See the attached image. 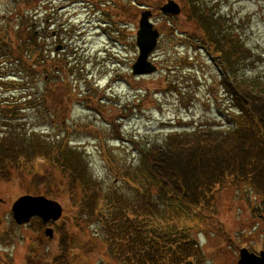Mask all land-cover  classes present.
<instances>
[{"label":"rangeland","instance_id":"1","mask_svg":"<svg viewBox=\"0 0 264 264\" xmlns=\"http://www.w3.org/2000/svg\"><path fill=\"white\" fill-rule=\"evenodd\" d=\"M131 1L0 0V39L10 50L13 29L25 26L30 65L24 71L6 65L2 54L0 79L16 77L21 83L0 84V104L20 107L31 97L20 114L25 118L17 122L25 138L24 159L1 167L11 175L0 178V264H136L138 256L126 255L127 248L143 249L146 264L151 259L236 264L242 248L264 252V182L256 183L248 168L240 176L232 165L237 173L211 186L190 211L176 198L157 197L138 153L173 131L228 126L236 107L228 76L264 80V0H204L259 58L251 65L239 63L234 74L213 46L201 41L183 7L172 17L159 10L167 0H144L139 6ZM144 10L152 12L159 33L148 57L156 71L134 75ZM34 41L43 44L39 51ZM3 124L0 120V131ZM63 151L71 154L69 169L84 190L61 186L59 171L49 172L47 162H56ZM180 158L200 170L199 153ZM187 166L183 174L191 181L194 171ZM36 173L39 190L31 182ZM213 194L215 203L209 200ZM24 195L57 201L60 218L17 225L10 208ZM46 228H52L51 238Z\"/></svg>","mask_w":264,"mask_h":264},{"label":"trees","instance_id":"2","mask_svg":"<svg viewBox=\"0 0 264 264\" xmlns=\"http://www.w3.org/2000/svg\"><path fill=\"white\" fill-rule=\"evenodd\" d=\"M131 3L139 6L144 4V0H132ZM180 6L186 10L191 19L193 18L196 27L194 29L200 33L201 41L213 46L220 55L219 57L223 59V66L227 71H232L234 74V69H237L239 63L246 62L251 65L258 61V56L254 58L252 49L243 42L239 32L231 31L227 27L228 20L214 12L215 7L206 4L204 0H180ZM127 10L126 7V10H120V13H125L124 11ZM30 24L31 29L36 27L32 22ZM13 32L16 34L15 38H8L13 42L10 50L4 46L5 41L0 39V57L3 54L6 57V59L3 58L6 65L18 66L24 71V67L30 66L27 65V53L24 50L27 37L26 28L24 26L20 30L19 28L13 29ZM6 33H9V30ZM36 34L34 36L37 38ZM31 35V38L34 37L32 33ZM33 45L38 51L43 47L42 43L37 45L35 41ZM44 57L40 56L41 62L46 63L45 65L51 64L49 59L47 61ZM228 78L231 81V98L236 105L235 109H232L233 114H231L228 126L224 128L205 127L202 131L199 129L173 131L158 146L138 151L139 163L148 172L152 188H156V195L159 199L176 198L188 210L192 211V206L199 203V199L208 193L211 186L223 185L233 177L231 172L236 170L232 169V165L237 166L240 176L243 175V169L248 168L249 174L253 175V180L256 183L264 182V80L251 77L243 78L239 75L228 76ZM8 81L21 83V80L15 77L14 81L10 78L0 79V84L6 85L5 82ZM30 102L31 97L27 95L23 98V104L20 107L16 103L0 104V120L4 123L0 131V178L6 179L11 175L7 169L1 168L6 163L17 161L19 164L21 159H24L23 139L25 138L24 134L17 131L21 128L17 122L25 118L20 114L25 113ZM43 147L45 146H42V149ZM63 152H59L57 155L59 159H56V162L55 160L47 162L51 168L49 172L52 169L59 171L62 176L61 186L84 190V187L77 184L78 181L73 175V170L69 169L68 161H70L71 154L68 151ZM185 153L200 154L202 158L199 159L200 170L195 166V163L190 161L186 163L184 159L180 158V155ZM228 157H233V159L235 157L238 161L231 163ZM40 158L42 162L46 161L45 158ZM186 165H189L187 168L190 167L194 171V175L189 176L191 181L187 180V174H183ZM200 172L202 173L200 174ZM48 176L50 177V175ZM38 177L37 174L36 182L34 176L33 180L31 179V182L34 183L33 188L36 190H39ZM40 179L44 181L47 180V177ZM52 182L53 177H51ZM52 187L57 188L54 184ZM217 199V194H213L209 200L211 203H215ZM130 253L138 256L136 264H146V261L140 257L144 254L143 249L127 248L126 255ZM151 264H157V259H151Z\"/></svg>","mask_w":264,"mask_h":264},{"label":"water","instance_id":"3","mask_svg":"<svg viewBox=\"0 0 264 264\" xmlns=\"http://www.w3.org/2000/svg\"><path fill=\"white\" fill-rule=\"evenodd\" d=\"M159 10L165 16L175 17L181 12V6L173 0H167L159 7ZM151 17L152 12L148 10H144L140 15L138 30L136 31V46L139 55L131 66L134 75H148L156 71V67L148 62V57L154 50L159 36L158 31L150 21ZM10 212L17 225L27 224L32 218H39L45 224L56 222L60 218L62 206L57 201L42 196L24 195L13 202ZM52 232V228H46L44 233L51 238ZM236 264H264V252L255 254L242 248L239 250V259Z\"/></svg>","mask_w":264,"mask_h":264}]
</instances>
